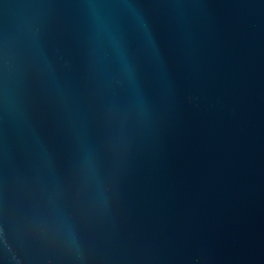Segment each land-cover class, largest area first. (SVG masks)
I'll use <instances>...</instances> for the list:
<instances>
[{
  "label": "water",
  "instance_id": "water-1",
  "mask_svg": "<svg viewBox=\"0 0 264 264\" xmlns=\"http://www.w3.org/2000/svg\"><path fill=\"white\" fill-rule=\"evenodd\" d=\"M0 264H264V0H0Z\"/></svg>",
  "mask_w": 264,
  "mask_h": 264
}]
</instances>
